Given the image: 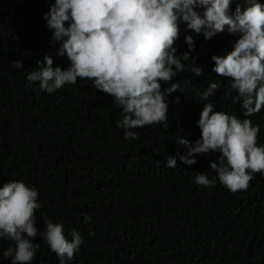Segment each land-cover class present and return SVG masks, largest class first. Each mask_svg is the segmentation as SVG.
<instances>
[{
	"label": "trees",
	"instance_id": "1",
	"mask_svg": "<svg viewBox=\"0 0 264 264\" xmlns=\"http://www.w3.org/2000/svg\"><path fill=\"white\" fill-rule=\"evenodd\" d=\"M53 3L0 0V187L23 181L37 189L39 232L47 217L63 225L69 240L73 230L80 233L83 243L67 264H264V174L254 173L245 191L233 193L219 182L204 188L194 178L200 172L213 177L209 162L220 153L198 155L192 166L178 156L186 154L181 137L192 145L200 139L196 122L205 103L250 119L259 127L257 145L264 146V108L246 117L232 102L236 93L227 94L229 78L212 71L211 56L233 50L238 37L225 31L206 41L180 24L177 54L188 50L185 36H192L191 55L203 75L187 67L178 73L169 86L178 83L179 91L166 96L168 127L132 129L139 138L126 141L116 126L122 109L91 81L48 93L26 80L45 55L54 68L69 66L66 55H57L61 44L49 43L44 15ZM237 5L243 9L245 0H233L231 11ZM15 60L23 69L12 67ZM217 80L216 95L202 100ZM168 156L177 158L175 169L165 166ZM34 243L40 248L33 264H59L46 241L37 236ZM10 246L0 241V264H10L3 257Z\"/></svg>",
	"mask_w": 264,
	"mask_h": 264
},
{
	"label": "clouds",
	"instance_id": "2",
	"mask_svg": "<svg viewBox=\"0 0 264 264\" xmlns=\"http://www.w3.org/2000/svg\"><path fill=\"white\" fill-rule=\"evenodd\" d=\"M233 0H54L44 15L52 32L50 45L61 47L57 55H66L67 69L53 67L51 55H45L39 71L29 73V84L39 82L41 90L53 93L77 80H88L99 92L113 97L123 113L116 126L123 128V138L134 141L139 137L132 129L167 124L166 96L179 91V84L169 82L187 69L195 76L203 75L191 55L195 49L193 37L185 36L187 51L177 54L174 47L179 38V25L210 40L227 31L238 37L233 50L224 55H212V71L229 78L228 95L235 92L232 102L240 104L246 117L264 108V4L245 0V7ZM199 9V11L197 10ZM67 24V27L65 26ZM183 61V62H182ZM184 62H188L187 64ZM12 67L23 69V61L15 60ZM162 85H168L162 88ZM219 80L208 84L201 99L215 96ZM181 92V91H180ZM200 139L192 145L181 137L186 154L179 159L186 165L197 163L196 156L220 153L210 161L215 175L209 178L197 174L194 183L214 188L217 183L229 191L247 190L254 173L264 174V146L257 145L259 127L250 119L214 110L212 103L203 104L196 122ZM166 167L175 169L177 158L168 156ZM41 208L39 192L23 181H9L0 187V241L13 246L3 252L10 264H33L40 244L46 241L59 260L67 264L83 243L73 230L69 240L61 223L44 218L45 231L39 232L35 213ZM90 218L85 217V220Z\"/></svg>",
	"mask_w": 264,
	"mask_h": 264
}]
</instances>
